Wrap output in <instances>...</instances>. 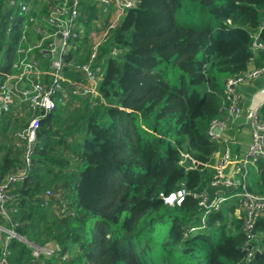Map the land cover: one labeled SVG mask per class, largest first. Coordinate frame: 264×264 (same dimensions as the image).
Returning <instances> with one entry per match:
<instances>
[{
	"label": "trees",
	"instance_id": "trees-1",
	"mask_svg": "<svg viewBox=\"0 0 264 264\" xmlns=\"http://www.w3.org/2000/svg\"><path fill=\"white\" fill-rule=\"evenodd\" d=\"M7 5L0 0L1 56L7 31L20 32ZM95 10L83 3L82 24L100 22L89 17ZM262 11L264 0H137L92 66L101 69L99 97L70 96L41 121L31 167L5 204L2 225L17 235L10 264H264V218L255 227L260 254L247 262L235 193L219 210L192 196L215 181L205 166L220 150L210 132L225 118V81L264 66V52L252 50ZM74 54L67 62H90L88 39ZM18 125H0V185L23 168V149L6 133ZM182 185L191 195L165 205L161 194ZM247 188L264 197L263 160L251 167ZM47 246L59 250L33 256V247Z\"/></svg>",
	"mask_w": 264,
	"mask_h": 264
},
{
	"label": "built area",
	"instance_id": "built-area-1",
	"mask_svg": "<svg viewBox=\"0 0 264 264\" xmlns=\"http://www.w3.org/2000/svg\"><path fill=\"white\" fill-rule=\"evenodd\" d=\"M89 1L93 6H100L103 15L108 19L92 23V29L85 33V27L80 21L82 5ZM137 7V0H8L7 9H15L9 20L13 26L20 25V32L15 36L12 29L7 31L9 42L5 47L4 56L0 55V125L3 121L19 122L23 127L13 134L15 147L23 149V168L9 175L0 185V264H10V245L17 235L6 229L2 223L9 220L5 204L11 199L8 191L20 181H23L31 167V156L38 140L41 121L58 108V102L67 103L72 97H99L97 76L100 68L93 69L100 47L108 40L109 35L120 25L122 18ZM264 14V12H263ZM20 16L21 20L17 19ZM2 21L0 22L1 31ZM264 24L253 37L252 50L258 54L264 52ZM16 39V43H15ZM88 39L92 46V56L86 65H76L67 62L69 55H75L80 43ZM82 40V41H81ZM14 42V47L10 44ZM80 75L83 80L67 76ZM264 79V66L250 67L241 74L225 81V97L222 110L230 116V123L215 120L211 123V131L219 127L221 132L229 128L240 133L241 127L250 125L251 142L246 153L237 150L240 141L236 136L225 143V149L216 155V175L213 185H224L227 190L235 193L239 199V210L245 212L243 231L247 238V262L260 254L259 235L255 231L257 218H264V197L249 192L248 177L252 166L264 161V119L261 110L264 107V96L259 105L244 106V95L237 92L243 85ZM264 94V89L262 90ZM255 97V96H254ZM241 117L246 123H238ZM220 132V133H221ZM220 133L211 136L219 143ZM209 168L210 166H205ZM233 168L234 179L227 178L226 170ZM238 178V180H237ZM239 189H242L240 191ZM221 194V193H219ZM191 195L186 187L166 196L161 194L165 205L174 207L181 205L187 196ZM200 199V207L207 208V193L192 194ZM47 200H59V193L47 192ZM226 199L217 197L211 208L219 210ZM58 247H33V256L39 259L42 255L52 257ZM64 259H61V262Z\"/></svg>",
	"mask_w": 264,
	"mask_h": 264
},
{
	"label": "crops",
	"instance_id": "crops-1",
	"mask_svg": "<svg viewBox=\"0 0 264 264\" xmlns=\"http://www.w3.org/2000/svg\"><path fill=\"white\" fill-rule=\"evenodd\" d=\"M31 1L37 2L38 0L37 1L31 0ZM95 7H96V10L94 12H92V13H94V15L93 16H89V17H92V18L96 17L95 19H99L101 17H98V16H102V17H104L106 19V17L103 15L101 7L100 6H95ZM100 23H103V21H100ZM88 27L90 28L89 30H91L92 29V24H91V26L89 25ZM79 80H83V79H79ZM263 87H264V79H261V80L257 81L254 85H252V86L250 85L248 87H242V88H240L237 91V92H239V93L244 95V106L245 107H248V106L253 105V104L255 106L259 105L260 101L262 100V98L264 96L263 93H260L263 90ZM64 104H66V103H64ZM224 121L227 122V123H230V121H231V118L227 114V112H225ZM246 126L247 125H244L243 127L239 128L240 129V133H237L238 129L235 130L233 128H229L227 130H223L220 133L221 142L219 143L220 144L219 152H222L223 149H225L226 141H228L229 139H231L234 136H236L237 139L240 141V145L238 146L239 148L237 150H239L241 154L246 153L247 150H248V147L250 145V142H251V127L249 126V128H247ZM6 133H7V135H10L11 138L13 139L12 130H10V131H8ZM12 143H14V140H12ZM215 160H216V157L214 158V162H215ZM225 175H226L227 178H233L234 179L233 168L229 167L226 170ZM237 180H238V178H237ZM223 195L224 194L221 193V194H219V197H221ZM235 215H236L237 218H240V217H244L245 218L246 213L245 212H240V210H237L235 212ZM260 238H261V234L259 235V239ZM259 243H260V241H259Z\"/></svg>",
	"mask_w": 264,
	"mask_h": 264
},
{
	"label": "water",
	"instance_id": "water-1",
	"mask_svg": "<svg viewBox=\"0 0 264 264\" xmlns=\"http://www.w3.org/2000/svg\"><path fill=\"white\" fill-rule=\"evenodd\" d=\"M238 122L240 125H244L246 123V118L241 117ZM211 132L213 135H218L221 132V129L219 127H215L212 129ZM206 193L208 195L207 208H211L214 201L217 199L219 193H222L224 195H231L232 192L230 190H227V188L224 185H213V184H211L207 188ZM258 255H259V253H257L256 257Z\"/></svg>",
	"mask_w": 264,
	"mask_h": 264
},
{
	"label": "rangeland",
	"instance_id": "rangeland-1",
	"mask_svg": "<svg viewBox=\"0 0 264 264\" xmlns=\"http://www.w3.org/2000/svg\"><path fill=\"white\" fill-rule=\"evenodd\" d=\"M263 12L264 11H262V13H261V20H262V23L264 24V14H263ZM94 15V13H91L90 14V16H93ZM98 16V15H97ZM96 18V17H95ZM99 21H101L100 20V18L98 19ZM84 25V27H85V33H88L89 32V27L87 26V25H85V24H83ZM8 42H9V40L7 41V44H8ZM257 81H255V82H253V83H251V84H246V85H243L242 87H248V86H252V85H254L255 83H256ZM263 89H264V87H263ZM260 93H262V91L260 92ZM58 107L59 108H61V107H63L62 105V102H58ZM21 124V126H23V124L22 123H20ZM20 125H18V127L20 128L21 127ZM249 126L250 125H247L246 127L247 128H249ZM8 148H10V147H8ZM216 162H217V158H216V160H215V162H214V164L212 165V166H210L209 167V169H212V170H214L215 171V175H216V170H215V166H216ZM253 175V174H252ZM225 198H227V197H229V196H231V195H223ZM239 210V209H238Z\"/></svg>",
	"mask_w": 264,
	"mask_h": 264
}]
</instances>
